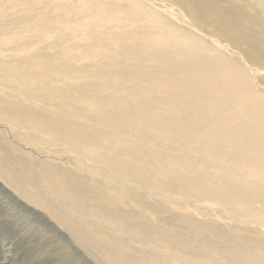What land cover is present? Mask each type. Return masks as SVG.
<instances>
[{
	"label": "bare ground",
	"instance_id": "6f19581e",
	"mask_svg": "<svg viewBox=\"0 0 264 264\" xmlns=\"http://www.w3.org/2000/svg\"><path fill=\"white\" fill-rule=\"evenodd\" d=\"M159 1L209 39L146 0H0V179L96 264H264L217 219L264 226V0Z\"/></svg>",
	"mask_w": 264,
	"mask_h": 264
},
{
	"label": "rangeland",
	"instance_id": "374dc122",
	"mask_svg": "<svg viewBox=\"0 0 264 264\" xmlns=\"http://www.w3.org/2000/svg\"><path fill=\"white\" fill-rule=\"evenodd\" d=\"M146 1L166 19L182 28L200 34L193 27L191 20L185 16L184 11L180 10L181 8L178 6L169 5L167 2L159 0ZM200 35L207 40L209 39L206 35ZM211 42L217 48L226 45L217 44L213 40ZM225 50L229 56H237L235 50L231 48H226ZM120 52H126L123 54L125 58L121 57L120 59L118 57L121 61L126 58L132 59L137 54L136 52H127L122 49L108 50L104 55H92L91 64L96 65L101 61L107 62L108 53L117 54ZM258 78L261 79L260 77ZM260 85L264 88V85ZM2 129L0 126V132H2ZM61 165L72 171H77L75 166L72 165L71 157L68 154H63ZM139 191L142 194L146 193L145 190ZM210 205L208 203L201 206L197 204L193 208L190 207L188 211L197 215L199 219H209L211 217L207 216V214L211 212L214 215V211L217 210V207H211ZM124 208L130 210L131 207L126 206ZM217 219L227 226H236L240 229L249 230H259L261 228V232H264V226L256 221L252 222V224H247L234 218ZM3 221H9L13 225L9 227L10 229L2 230L0 228V264H96L93 259L88 258L82 252L81 248L72 240L65 229L56 225L49 217H45L41 211L23 203L15 192L8 189L0 179V223ZM240 235L242 233L234 236L238 237ZM157 264L166 263H158L157 261Z\"/></svg>",
	"mask_w": 264,
	"mask_h": 264
}]
</instances>
